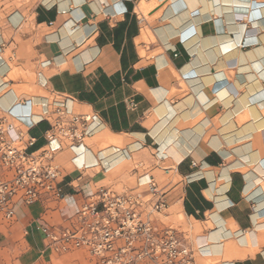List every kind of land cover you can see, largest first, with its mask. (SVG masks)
Wrapping results in <instances>:
<instances>
[{"label": "crops", "instance_id": "0c3cea01", "mask_svg": "<svg viewBox=\"0 0 264 264\" xmlns=\"http://www.w3.org/2000/svg\"><path fill=\"white\" fill-rule=\"evenodd\" d=\"M12 2L0 0L9 137L41 147L57 99L99 127L76 161L57 156L62 200L0 216V264H83L41 227L68 226L100 187L147 197L150 179L168 204L158 220L183 217L196 264H264V0Z\"/></svg>", "mask_w": 264, "mask_h": 264}, {"label": "built area", "instance_id": "2783aa9c", "mask_svg": "<svg viewBox=\"0 0 264 264\" xmlns=\"http://www.w3.org/2000/svg\"><path fill=\"white\" fill-rule=\"evenodd\" d=\"M67 102L57 99L47 105L45 143L34 150L36 139L26 131L18 129L16 139L9 137L8 116L0 114V216L14 218L17 204L63 199L57 156L68 150L76 161L99 127L95 113L76 112ZM145 184L147 197L98 188L68 226L41 227L49 246L56 253L84 251L95 264H196L181 226L158 220L168 208L165 192L153 179Z\"/></svg>", "mask_w": 264, "mask_h": 264}, {"label": "rangeland", "instance_id": "374dc122", "mask_svg": "<svg viewBox=\"0 0 264 264\" xmlns=\"http://www.w3.org/2000/svg\"><path fill=\"white\" fill-rule=\"evenodd\" d=\"M24 2V0H13L12 2V8H15L17 7L18 5L22 4ZM177 223L176 225L174 226H178L180 224L183 223V217L181 215H179L177 218H176V222ZM72 252H80V257H81V260L83 261V264H94V261L93 259L87 254L85 253L84 251H72Z\"/></svg>", "mask_w": 264, "mask_h": 264}]
</instances>
